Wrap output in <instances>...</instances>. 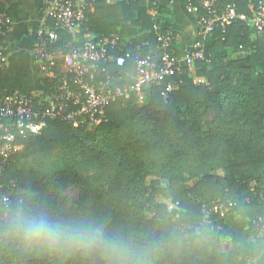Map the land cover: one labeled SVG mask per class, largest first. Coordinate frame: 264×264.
Masks as SVG:
<instances>
[{
    "label": "trees",
    "instance_id": "trees-1",
    "mask_svg": "<svg viewBox=\"0 0 264 264\" xmlns=\"http://www.w3.org/2000/svg\"><path fill=\"white\" fill-rule=\"evenodd\" d=\"M204 1L193 0V4L198 7ZM228 3L216 0L219 8ZM237 4L239 13L250 14L247 0ZM151 10L155 16L149 14ZM165 13L139 1L108 5L98 0L88 19L115 20L149 33L157 28L156 22L165 21L160 18ZM233 28L237 33L232 34ZM239 30L246 33L247 26L233 23L224 41L220 32L208 38L205 60L195 63L193 71L180 69L172 78L177 89L167 100L161 87L152 86L144 90L150 99L144 107H136L135 96L113 104L106 110V122L94 129L49 121L40 135L19 137L22 149L13 154L0 176V197L8 198L7 203L0 201V264H93L82 249L92 244L95 229L102 232L99 256L105 264H227L223 244L189 228L185 218L215 225L219 214L206 216L203 211L228 201L236 205L227 216L246 219L248 232L258 234L253 222L264 213V46L257 41L248 50ZM56 32L58 46L66 51L71 35ZM138 46L126 48L137 55ZM142 48L144 53L148 50ZM231 53L240 56L224 61ZM208 111L213 118L204 127L202 118ZM131 121L130 135L110 137ZM149 123L154 127L149 128ZM97 134H101L98 141ZM131 137L136 139L128 143ZM137 153L158 166V172L145 169L140 174L136 161L125 171V162ZM32 157L35 161L26 164ZM77 157L84 165L90 160L101 167L116 164L106 190L91 191L89 179L78 177ZM181 165L187 166L194 181L191 187L174 176H180ZM70 186L81 193L76 210L67 207L60 193ZM16 189L23 194H8ZM145 195L178 202L179 218L175 220L163 202L143 204ZM18 213L28 218L44 215L70 225V245L68 241L56 246L25 241L15 227ZM199 242L210 254L198 247ZM238 264H248L242 253Z\"/></svg>",
    "mask_w": 264,
    "mask_h": 264
},
{
    "label": "built area",
    "instance_id": "built-area-1",
    "mask_svg": "<svg viewBox=\"0 0 264 264\" xmlns=\"http://www.w3.org/2000/svg\"><path fill=\"white\" fill-rule=\"evenodd\" d=\"M97 1L41 0V25L36 29L29 54L38 72L47 75L53 84L52 94L48 99H34L8 92L0 100V176L21 147L17 144L19 137L40 135L49 121L67 123L74 128H95L106 122L109 106L128 101L152 86L161 87V96L167 100L177 89L172 78L181 68L193 71L195 63L205 60V45L214 33L220 32L224 41L228 27L235 22L264 33V0H247L249 15L238 12V0H229L222 8L216 5V0H206L198 7L193 0H184L186 12L196 17L198 37L190 51L184 56L177 55L174 45L179 36L171 29H164L156 37L155 51L144 53L139 45L135 55L127 50L118 35L80 39L82 27L94 12ZM120 1L157 6V0H105L108 5ZM5 2L0 0L1 5ZM151 12L155 16L156 13ZM11 25L7 13L0 10V34L8 31ZM57 29L72 37L66 51L58 46ZM6 63L7 56L0 50V72ZM129 68L135 78L124 84L119 72ZM0 201L7 203L8 198L0 197ZM235 205L234 201H228L203 212L206 216L217 213L223 220ZM178 208L176 202L168 209ZM253 225L258 234L264 236V213Z\"/></svg>",
    "mask_w": 264,
    "mask_h": 264
},
{
    "label": "crops",
    "instance_id": "crops-1",
    "mask_svg": "<svg viewBox=\"0 0 264 264\" xmlns=\"http://www.w3.org/2000/svg\"><path fill=\"white\" fill-rule=\"evenodd\" d=\"M41 7V0H6L0 4V9L7 13L12 22L10 29L0 34V50L7 56V63L0 72V100L8 92L34 99H48L52 94L53 84L47 75L38 72L29 54L36 29L41 25ZM157 7L166 12L160 15L165 21L156 22L157 28L152 32L143 33L115 20L95 17L86 21L80 39L84 40L85 36L118 35L125 46L138 44L155 51L158 33L171 29L179 36L174 49L177 55L184 56L197 41L196 17L185 11L183 0H157ZM149 14L153 16V12L149 11ZM231 32L235 34V28ZM238 36L245 39L248 50L257 41L264 46V33L254 32L249 26L246 33L239 30ZM119 76L124 84L135 78L131 68L120 70ZM185 222L190 228L200 229L220 241L224 246L227 264H238L241 253L248 258V264H264L262 236L250 234L248 221L239 215L229 214L225 219L217 220L215 225L209 221L198 222L188 218H185ZM237 239L242 241L237 243Z\"/></svg>",
    "mask_w": 264,
    "mask_h": 264
},
{
    "label": "rangeland",
    "instance_id": "rangeland-1",
    "mask_svg": "<svg viewBox=\"0 0 264 264\" xmlns=\"http://www.w3.org/2000/svg\"><path fill=\"white\" fill-rule=\"evenodd\" d=\"M238 56H240V55H235V54L231 53V54L227 55V58L224 61L234 60ZM147 94L148 93L143 91L138 96H135L134 104L136 105L137 108L140 109L149 103L150 99H149ZM134 114H136V113H134ZM212 118H213L212 113H210L208 111L204 115V117L202 118V123H203L204 127H206V125H208L210 123ZM131 123H132V121L129 122V124H127V125L125 124V125L121 126V131L118 134L113 132L112 134H110V137L113 136V137L119 139L122 134H126L127 136L130 135L131 134L130 133L131 127H129V125H131ZM147 126L149 128H153L154 124L149 123ZM91 129H94V128H91ZM139 131H141V129ZM100 138H101V134L100 135L97 134L96 135V141H98ZM109 139H111V138H109ZM135 139L136 138H132V137L128 138L127 142L128 143L132 142ZM167 143L168 142H166V144ZM168 145H172V142H169ZM120 146H123V145H120ZM21 149H22V146L19 147L18 150H21ZM186 150H187V148H186ZM139 157H140V154L137 153L136 155L131 156L130 159H127V160H129V162L128 161L125 162L124 170L126 171L129 168H131L132 165H134V162L136 161V163L138 165L137 171L140 174L145 173V169H146V172H158V166L155 168L152 166V164L150 162L146 161L147 158L141 159ZM34 161H35L34 157L29 158L26 161V164H30ZM90 161L91 162L84 165L83 159L81 157H77L76 158V165L74 166V169L76 170L78 177H80L81 179H86V178L89 179L88 183H89V188L91 191L96 190V191H100V193H102L107 188V183H108V180L110 179V176L112 174H114V171L112 169H114V168L116 169V166H115L116 164H114L113 166L103 164L102 165L103 167H101V166L97 165L96 163H93L94 161H92V160H90ZM87 165H90V168L86 167ZM104 166H106V167H104ZM181 168H182L181 169L182 172L180 173V176H177L176 174H174V176L176 178H178L179 182L182 183L183 185L191 187L194 184V181L192 179H190V177L186 171L187 166L181 165ZM99 174H101L100 175L101 181L96 180V176ZM165 182H168V179H165ZM60 193H61V196L65 198L67 207L70 208L71 210H76V208L80 202V194L81 193H80L79 188L77 186H70L67 189L62 190ZM8 194L9 195H12V194L18 195V194H23V191L16 189L14 191H12V190L8 191ZM160 202L165 203L168 208L171 205L170 201L164 200L161 197H150L148 195H145L143 197V200H142V203L143 204L145 203L146 205H157ZM171 213H173L174 219L176 220L179 218V214L181 213V209L178 208V209L172 210ZM188 227H189V225H188ZM192 229L195 230L194 227H192ZM196 231H198L199 233H202L200 229L196 230ZM101 235H102V232L100 230H98V229L94 230V236H97L100 239V249L102 247V236ZM67 245H70V241L67 242ZM71 247L75 248L76 245L73 244V245H71ZM198 247L200 249L204 250L205 252H207L208 254H210V250L203 243L199 242ZM166 264H170V263L166 262Z\"/></svg>",
    "mask_w": 264,
    "mask_h": 264
},
{
    "label": "clouds",
    "instance_id": "clouds-1",
    "mask_svg": "<svg viewBox=\"0 0 264 264\" xmlns=\"http://www.w3.org/2000/svg\"><path fill=\"white\" fill-rule=\"evenodd\" d=\"M15 227L21 238L28 242L56 246L72 239L73 228L70 225H62L44 215L28 218L23 213H18Z\"/></svg>",
    "mask_w": 264,
    "mask_h": 264
},
{
    "label": "water",
    "instance_id": "water-1",
    "mask_svg": "<svg viewBox=\"0 0 264 264\" xmlns=\"http://www.w3.org/2000/svg\"><path fill=\"white\" fill-rule=\"evenodd\" d=\"M82 250L93 258V264H105V261L101 259V257L99 256V250H100L99 237L94 236L92 244Z\"/></svg>",
    "mask_w": 264,
    "mask_h": 264
}]
</instances>
